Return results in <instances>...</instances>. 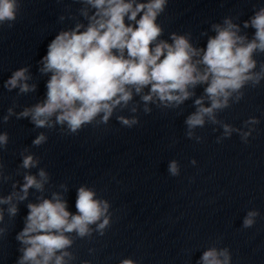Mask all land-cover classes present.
I'll use <instances>...</instances> for the list:
<instances>
[{
  "label": "clouds",
  "instance_id": "clouds-1",
  "mask_svg": "<svg viewBox=\"0 0 264 264\" xmlns=\"http://www.w3.org/2000/svg\"><path fill=\"white\" fill-rule=\"evenodd\" d=\"M81 5L74 27L60 31L47 46V54L41 58L39 73L47 75L45 97L30 107L7 109L3 122L13 116L17 120L28 119L36 129L58 130L61 135H76L86 126L109 125L115 119L122 127L133 128L140 123L138 113L151 114L153 107L160 110H179L191 100L194 111L184 119L185 136L197 144L205 137L197 134L206 124L213 132L222 129L216 142L240 137L244 144L257 131L260 120L253 116L235 127L218 118V114L240 103L245 88H257L264 81V62L255 58L264 54V7L254 11L241 23L226 16L222 22L213 23L208 31L206 46L197 47L191 33L172 32L162 39L164 29L157 22L165 12L168 0H74ZM20 0H0V25L11 28L20 11ZM84 22H81V19ZM66 19L64 15L59 21ZM238 19V18H236ZM247 29H254L249 37ZM258 69V70H257ZM30 66L12 72L4 87L17 96L35 93L37 83ZM197 88L203 91L197 95ZM139 98L138 100L136 98ZM127 111L129 115H123ZM48 140L40 132L32 146L40 147ZM9 143L7 132L0 133V149ZM21 163L16 175L23 173V183L17 191V182L7 196H0V205H8L9 219L18 215L19 204L28 199L29 190L40 195L36 202L27 203L24 227L16 235L21 247L17 264H73L77 259L70 251L75 240L91 239L93 234L104 236L111 227L113 213L107 199L98 197L96 190L87 185L77 188L75 208L69 210L66 183L45 198V186L51 185L50 174L40 167V158L28 148L20 152ZM195 166L197 161L191 160ZM31 169H38L31 174ZM172 177L180 175V164L173 159L168 163ZM12 180L5 174L0 162V182ZM260 212L247 211L242 221L243 229L257 223ZM4 221V209L0 208V223ZM0 227V236L6 233ZM221 238L205 249L196 264H232L228 247H219ZM95 249H89L93 253ZM82 264H89L83 261ZM119 264H137L131 258Z\"/></svg>",
  "mask_w": 264,
  "mask_h": 264
}]
</instances>
